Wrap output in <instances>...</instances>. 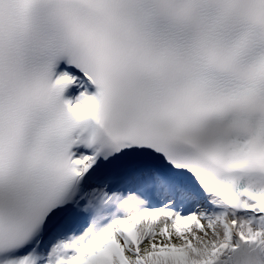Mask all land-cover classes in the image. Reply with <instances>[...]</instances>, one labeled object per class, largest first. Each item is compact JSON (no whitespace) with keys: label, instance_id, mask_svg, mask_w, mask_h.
<instances>
[{"label":"snow or ice","instance_id":"1","mask_svg":"<svg viewBox=\"0 0 264 264\" xmlns=\"http://www.w3.org/2000/svg\"><path fill=\"white\" fill-rule=\"evenodd\" d=\"M0 264H264V0H0Z\"/></svg>","mask_w":264,"mask_h":264}]
</instances>
